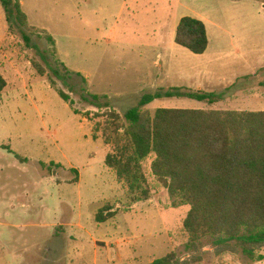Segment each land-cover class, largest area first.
I'll return each mask as SVG.
<instances>
[{
    "label": "rangeland",
    "instance_id": "1",
    "mask_svg": "<svg viewBox=\"0 0 264 264\" xmlns=\"http://www.w3.org/2000/svg\"><path fill=\"white\" fill-rule=\"evenodd\" d=\"M20 2L24 28L7 23L0 1V73L8 84L0 94V264H151L172 252L190 264H264L219 255L210 238L193 261L183 228L190 207H172L151 174L152 158L151 199L130 204L105 165L111 148L92 137L95 114L106 109L89 96L124 116L145 94L183 87L223 100L162 98L144 109L264 112V0ZM184 17L205 24V54L175 42ZM106 205L116 215L98 223Z\"/></svg>",
    "mask_w": 264,
    "mask_h": 264
},
{
    "label": "trees",
    "instance_id": "2",
    "mask_svg": "<svg viewBox=\"0 0 264 264\" xmlns=\"http://www.w3.org/2000/svg\"><path fill=\"white\" fill-rule=\"evenodd\" d=\"M0 1L9 25L17 22L20 27L28 26L20 0ZM175 42L195 55L205 54L209 45L205 24L193 17L182 18ZM39 70L44 75L43 69ZM54 72L65 82L58 70ZM7 85L0 73V94ZM58 92L74 105L68 94L61 89ZM89 96L96 108L106 109L95 114L99 120L92 137L111 148L105 165L127 188L130 204L151 199L147 161L152 158L151 174L168 191L172 207H190L183 228L193 261L201 259L194 254L201 253L206 238L212 240L219 255L242 253L253 261L264 260V112L159 108L152 114L144 109L162 98L209 104L223 100L220 93L183 87L145 94L124 116L101 97ZM112 211L113 207L106 205L96 221L105 223L114 218L116 212ZM151 264L190 263L172 252Z\"/></svg>",
    "mask_w": 264,
    "mask_h": 264
},
{
    "label": "crops",
    "instance_id": "3",
    "mask_svg": "<svg viewBox=\"0 0 264 264\" xmlns=\"http://www.w3.org/2000/svg\"><path fill=\"white\" fill-rule=\"evenodd\" d=\"M22 4V3H21ZM216 110H223V109H216Z\"/></svg>",
    "mask_w": 264,
    "mask_h": 264
}]
</instances>
